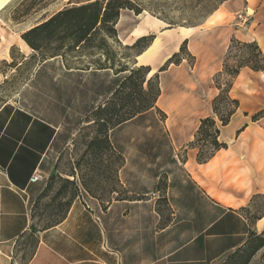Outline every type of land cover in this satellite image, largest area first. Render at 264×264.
<instances>
[{"label": "crops", "instance_id": "1", "mask_svg": "<svg viewBox=\"0 0 264 264\" xmlns=\"http://www.w3.org/2000/svg\"><path fill=\"white\" fill-rule=\"evenodd\" d=\"M11 1L0 0V11ZM161 24L132 29L122 42L131 47L170 28ZM180 29L156 34L135 59L153 75L187 42L193 64L184 59L159 73L157 109L111 131L122 159L119 190L111 200L81 190L65 220L39 233L26 264H222L264 231V72L243 68L233 82L239 108L219 137L227 148L199 164L190 147L201 120L214 116L215 78L232 41L256 43L264 55V0H228L202 26ZM124 76L51 58L39 62L19 100L0 109V264L15 262L35 201L51 176L69 178L65 154Z\"/></svg>", "mask_w": 264, "mask_h": 264}, {"label": "trees", "instance_id": "2", "mask_svg": "<svg viewBox=\"0 0 264 264\" xmlns=\"http://www.w3.org/2000/svg\"><path fill=\"white\" fill-rule=\"evenodd\" d=\"M44 1L40 0L39 3L42 4ZM219 1L222 5L228 0ZM45 5L40 6L38 2H34L25 9L23 15H29L36 6H40L41 10H43L47 7ZM124 10L134 11L138 16L143 11L136 7L132 0H69L62 10L49 17L43 16L36 25L21 36V39L36 54L35 56L40 58L41 62L55 57H62L65 62L71 63V53L93 47L101 34H105L108 37H116V26L118 25L121 12ZM24 16L21 15L19 16L21 18L14 17L13 19L18 23H23L22 19ZM154 39L155 35L144 37L138 40L135 45L128 47L138 48L141 46L142 50L138 53L140 55L151 46ZM235 44L241 45L254 53L248 59L238 63L237 66L231 67L229 59ZM185 49L187 50V42L183 43L180 52L173 55L155 75H151L152 69L150 67H135V64L134 68L122 67L116 69L113 65L98 68L112 70L116 74H127V76L108 101L95 110L87 119L88 125L81 130L75 146H77L81 134L86 129H96L94 135L85 143L87 147L85 155H90L93 158L95 162L92 170L98 171L96 168L103 164V156L106 153H110L111 158L117 164L115 178L118 187L117 173L122 164V159L116 154L112 146L110 133L115 128L135 119L137 116L157 109L156 104L161 93L159 73L166 71L172 65H180L184 59L181 58L178 62H175V60L179 58ZM243 68L264 72V55L256 43L241 44L234 40L229 48L223 75H218L215 78V85L220 93L212 102L214 116L201 120L195 139L190 144V147L198 150L197 161L199 164L209 162L216 152L227 148L225 144L219 141L220 127L227 126L239 108V101L230 97V91L234 80ZM225 78L228 79V83L226 89H223L218 81ZM153 88L154 94L152 95ZM162 116L163 118L165 117L164 114ZM216 117L220 122V126L215 120ZM68 176L69 178H64L60 174H55L50 177L45 190L37 198L31 209V231L19 238L15 248V262L13 261V264H17L18 249L25 238H35V243L31 248L30 255L21 264H26L33 258L38 246L39 233L65 220L73 202L81 194V190H84L94 198L106 200L99 198L91 184H89L88 176L83 173L80 161ZM77 176L79 184L76 181ZM58 184L59 187L56 190L55 186ZM116 192L114 191L113 194ZM49 198H51L49 203L46 204L42 214H40L42 202ZM45 214L48 215L49 219L45 226L38 230L37 221L40 219L39 217ZM263 247L264 231L259 235L252 233L247 242L230 254L226 260L230 257L237 259L232 264H249Z\"/></svg>", "mask_w": 264, "mask_h": 264}, {"label": "rangeland", "instance_id": "3", "mask_svg": "<svg viewBox=\"0 0 264 264\" xmlns=\"http://www.w3.org/2000/svg\"><path fill=\"white\" fill-rule=\"evenodd\" d=\"M39 1L12 0L4 10L0 11V109L7 104H14L19 100L22 91L34 75L39 62H41L40 58L29 50L30 48L21 39V36L36 25L43 16L49 17L62 10L69 0H45L42 4ZM132 1L136 7L143 10L142 14L138 16L134 11H122L121 16L125 17L126 20L124 25L120 24L116 26L117 36L108 37L105 34H101L93 47L70 54L71 65H88L93 68L113 65L116 69H119L122 67L134 68L135 64L137 67L139 61H135V59L139 56L138 53L142 50V47L129 48L122 42L132 29L143 32L147 26H152V24L154 25L159 20L170 26V28H165L164 30L178 29V31L183 32L180 28L194 29V27L202 26L209 16L221 6L219 0ZM34 2H38L40 6L46 4L45 6L47 7L41 10L40 6H36L29 15L24 16L23 12L25 9ZM21 15L24 16L22 19L24 21L23 23L14 21V17L21 18L19 17ZM144 15H146V19L140 20ZM159 27H165V25L161 24ZM160 32L152 31L148 35L156 36V34H161ZM8 51L11 59L7 55V62L1 61L5 53L8 54ZM253 53V51L235 44L229 59L231 67L237 66L238 63L248 59ZM181 58L187 59L190 65L193 64L186 49L175 62H178ZM159 70L156 69L153 75L158 73ZM126 76L127 74L124 77ZM110 77L109 87L111 83ZM218 82L222 85L223 89H226L228 79L225 78ZM151 94H154V88ZM157 117L159 120H163L162 115L157 114ZM95 130L94 128H89L81 134L77 146L71 152L65 154L61 170L70 174L74 170L75 165L80 161L83 173L88 176L87 180L98 197L110 200L114 197L113 192L119 190L115 178L117 164L111 158L110 153H106L103 156V164L99 167L96 166L98 171H94L92 169L95 161L90 155H85L87 150L85 143L94 135ZM58 187L59 184L55 186V189L57 190ZM50 199L42 202L41 210L39 211L40 214H42ZM39 218L37 228L41 230L47 223L49 217L45 214ZM34 239L25 238L21 242L17 254V264H21L30 255L31 248L35 243ZM236 260L229 257L223 263L232 264ZM249 264H264V247L257 252Z\"/></svg>", "mask_w": 264, "mask_h": 264}, {"label": "bare ground", "instance_id": "4", "mask_svg": "<svg viewBox=\"0 0 264 264\" xmlns=\"http://www.w3.org/2000/svg\"><path fill=\"white\" fill-rule=\"evenodd\" d=\"M147 15V14H146ZM146 15H144L140 20H145L146 19ZM125 20H126V18L125 17H123V16H121L120 17V19H119V22H118V25H120V24H123L124 25V23H125ZM163 23V22H162ZM117 25V26H118ZM164 25H166V24H164ZM168 26V25H167ZM182 27V26H181ZM175 28V27H174ZM179 28H180V26H179ZM189 28V27H188ZM195 28V27H194ZM161 30V29H160ZM182 31L185 33V30L184 29H182ZM162 32V31H161ZM164 32V31H163ZM179 33V32H178ZM156 38V37H155ZM190 38V37H189ZM187 40V39H186ZM125 41V40H124ZM135 44V43H134ZM7 49V48H6ZM145 51V50H144ZM143 51V52H144ZM142 52V53H143ZM143 55V54H142ZM166 62V61H165ZM168 62V61H167ZM165 64V63H164ZM141 66V64H137V67H140ZM136 67V66H135ZM147 67V66H146ZM150 67V66H149ZM160 69V68H159Z\"/></svg>", "mask_w": 264, "mask_h": 264}, {"label": "built area", "instance_id": "5", "mask_svg": "<svg viewBox=\"0 0 264 264\" xmlns=\"http://www.w3.org/2000/svg\"><path fill=\"white\" fill-rule=\"evenodd\" d=\"M37 181V178H33V182Z\"/></svg>", "mask_w": 264, "mask_h": 264}]
</instances>
